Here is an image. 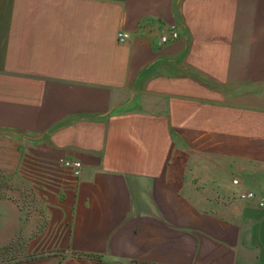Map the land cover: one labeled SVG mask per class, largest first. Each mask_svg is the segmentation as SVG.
Here are the masks:
<instances>
[{"label":"crops","instance_id":"1","mask_svg":"<svg viewBox=\"0 0 264 264\" xmlns=\"http://www.w3.org/2000/svg\"><path fill=\"white\" fill-rule=\"evenodd\" d=\"M28 164L14 264H264V0H0V168Z\"/></svg>","mask_w":264,"mask_h":264},{"label":"rangeland","instance_id":"2","mask_svg":"<svg viewBox=\"0 0 264 264\" xmlns=\"http://www.w3.org/2000/svg\"><path fill=\"white\" fill-rule=\"evenodd\" d=\"M28 157V156H27ZM29 158V157H28ZM30 159V158H29ZM25 160V158H24ZM26 163L29 161L26 158ZM20 171V170H19ZM14 170L0 168V195L13 198L15 190H21V204L26 208H30L34 204V197L32 196V187L30 181L32 177L35 178L37 169H33L29 164L23 168L24 184L18 185L14 182ZM18 173V172H16ZM22 250L21 244L12 243L10 245L0 248V264H14L29 258Z\"/></svg>","mask_w":264,"mask_h":264},{"label":"built area","instance_id":"3","mask_svg":"<svg viewBox=\"0 0 264 264\" xmlns=\"http://www.w3.org/2000/svg\"><path fill=\"white\" fill-rule=\"evenodd\" d=\"M120 39H124L126 37L125 33H120ZM179 34L178 32L174 29L171 28L169 33L163 34L161 36V42L166 43L169 41H174L178 38ZM81 169H82V162L77 159L73 158H67L63 157L60 158L55 166V170L59 173L67 174L73 177H78L81 174ZM232 182L234 184H238V179H233ZM257 193L253 191H246L242 192L240 194V198H256ZM259 204L260 206H264V196L260 197L259 199Z\"/></svg>","mask_w":264,"mask_h":264}]
</instances>
